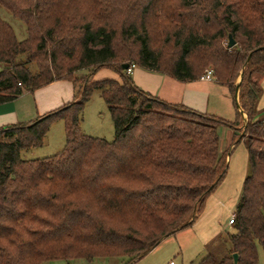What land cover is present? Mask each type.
I'll use <instances>...</instances> for the list:
<instances>
[{
	"label": "trees",
	"instance_id": "16d2710c",
	"mask_svg": "<svg viewBox=\"0 0 264 264\" xmlns=\"http://www.w3.org/2000/svg\"><path fill=\"white\" fill-rule=\"evenodd\" d=\"M0 6L27 31L20 41L0 15V104L59 80L76 87L75 74L89 73L74 102L0 128V264L142 260L192 227L225 179L221 127L232 128L234 142L246 145L250 173L236 207L231 251L197 264H234L235 252L238 264H258L260 248L264 254V117L257 119L264 0H0ZM124 64L182 83L212 68L235 102L242 74L237 120L150 95ZM105 67L120 81H94L91 74ZM94 91L111 112L112 141L80 128ZM60 120L66 129L61 152L24 159L25 152L44 146Z\"/></svg>",
	"mask_w": 264,
	"mask_h": 264
},
{
	"label": "rangeland",
	"instance_id": "374dc122",
	"mask_svg": "<svg viewBox=\"0 0 264 264\" xmlns=\"http://www.w3.org/2000/svg\"><path fill=\"white\" fill-rule=\"evenodd\" d=\"M0 15L2 19L12 25L15 35L20 41L26 40V26L22 21L14 18L11 13L1 6ZM22 62H26V58H23ZM31 67L35 71L37 70L35 66L31 65ZM3 69L4 65L0 63V72ZM133 71L150 72L140 66H137ZM88 74L89 73L86 71L77 72L75 74V77L78 78L79 82L76 84L77 90H79L81 85H83L82 81H84V77H86ZM112 75L115 77L116 72L108 67L100 69L91 74L92 79L96 81L103 80L105 78H112ZM133 75L134 73H130L132 80ZM254 77L259 78V76L256 75ZM240 78L241 77L239 76L237 83L240 82ZM80 79H82V81ZM263 81L264 78L261 79L262 83ZM90 97V100L85 104L83 110L84 115L80 124V128L87 136H93L106 141H112L115 138V127L111 112H109V107L101 97L99 91H94ZM215 103L216 99H214L212 106H215ZM216 105L222 106L220 108L221 114H217V116L219 115V117L221 116V118L223 117V119L229 122L237 120L238 108L236 107L235 100L231 96L229 97L228 103H220V100H217ZM241 111L243 112V115L245 114L243 123V127H245V125H247V115L242 109ZM262 117L258 116L257 119H262ZM232 132H234L232 128H220L222 150L226 152L229 157L228 164L230 163V160H232V163L229 165L227 170L228 173L223 182L206 201L208 205H210L212 208L214 207V211H212L210 216L208 215L206 218H208L209 221L212 220V222L215 220L219 228L217 232L214 233L215 237L212 242L206 245V243L203 242L201 235L197 233L196 227H189L186 230L178 231L172 234V236L163 240L162 243H160L151 253L143 257L142 260L131 264H197L209 254H216V256L220 258L223 255H227L231 251L229 236L230 234L234 233V229L233 225L231 226L229 224V221L231 220L229 215H231L230 213L236 210L238 199L244 187V180L250 173L249 155H247L246 145L244 142L238 143L239 139H236V142H234V134H232ZM65 142L66 129L64 121H56L51 125L50 131L46 135L43 144L44 146L25 152L23 157L26 160H30L44 159L45 157L54 156L60 153L65 147ZM232 143L236 144H234L233 148L231 149L230 147ZM235 162L237 164H235ZM234 200L236 203L231 208L233 210H231L229 209V204L231 205V202ZM128 261V258L124 259L119 257H111L96 258L92 262H89L85 259H79L48 261V263L43 264H127ZM258 264H264V254L261 248L259 251Z\"/></svg>",
	"mask_w": 264,
	"mask_h": 264
},
{
	"label": "crops",
	"instance_id": "0c3cea01",
	"mask_svg": "<svg viewBox=\"0 0 264 264\" xmlns=\"http://www.w3.org/2000/svg\"><path fill=\"white\" fill-rule=\"evenodd\" d=\"M133 73V80L136 86L146 93L158 96L167 103L185 105L198 112L208 113L214 116L221 114L220 108L222 106L216 105L217 100H220V103H228L230 96L234 99L228 88L221 85L217 80L206 81L200 78L197 81L182 83L168 75L166 76L153 71H133ZM111 77L107 79L120 81L117 73L115 77L113 75ZM261 85L263 95L258 104V108L261 112L260 116L262 117L264 116V81L263 83L261 82ZM75 94V84L66 80L56 81L33 92H25L12 102L0 104V128L13 126V124L18 123H29L39 117H44L46 113L57 110L65 104L74 102L76 99ZM214 99H216V103L214 104L215 106H212ZM233 146L234 143H232L230 148L232 149ZM231 163L232 160H230L228 168ZM235 164L237 163L235 162ZM235 203V200L232 201L231 205L229 204V209ZM212 211H214V207L212 208L207 204L203 214L193 225L196 227L197 233L201 235L206 245L212 242L215 237L214 233L219 229L215 220L212 222V220L209 221L206 218L208 215L210 216ZM235 212L236 210L230 213L231 215L229 216L231 217Z\"/></svg>",
	"mask_w": 264,
	"mask_h": 264
},
{
	"label": "water",
	"instance_id": "95a60500",
	"mask_svg": "<svg viewBox=\"0 0 264 264\" xmlns=\"http://www.w3.org/2000/svg\"><path fill=\"white\" fill-rule=\"evenodd\" d=\"M234 45H236V42L235 40L233 39L232 35H229V43H228V46L230 48L234 47ZM130 65L128 64H124V68L127 70L129 69ZM240 82L238 83L237 87H236V101H237V105L239 106V84L241 83L242 79H243V75L241 74L240 75ZM238 259H239V253L235 252V254L233 255V263L234 264H238Z\"/></svg>",
	"mask_w": 264,
	"mask_h": 264
},
{
	"label": "built area",
	"instance_id": "2783aa9c",
	"mask_svg": "<svg viewBox=\"0 0 264 264\" xmlns=\"http://www.w3.org/2000/svg\"><path fill=\"white\" fill-rule=\"evenodd\" d=\"M137 66L136 65H132L129 67L128 69V73H132L133 70L136 68ZM202 80H206V81H214V72L212 69H209L206 71L205 74H203L201 77H200ZM235 214L231 216V220L229 221V224L232 226L234 224V220H235ZM173 264V263H171Z\"/></svg>",
	"mask_w": 264,
	"mask_h": 264
}]
</instances>
